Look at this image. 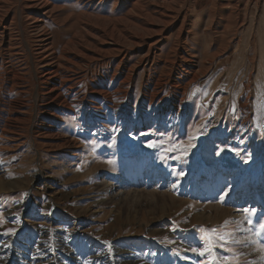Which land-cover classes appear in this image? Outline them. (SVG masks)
Here are the masks:
<instances>
[{"label": "rangeland", "instance_id": "obj_1", "mask_svg": "<svg viewBox=\"0 0 264 264\" xmlns=\"http://www.w3.org/2000/svg\"><path fill=\"white\" fill-rule=\"evenodd\" d=\"M31 1L0 0V24L14 37L11 48L0 44V63L22 55L35 80L37 24L58 48L74 38L71 53L110 47L116 53L92 67L118 66L126 115L107 106L113 93L86 107L88 86L105 85L97 77L82 84L81 117L57 126L29 95L21 146L0 132V264H264L252 242L264 236L238 230L264 220V0H46L44 16ZM109 21L119 41L105 47ZM65 138L75 153L60 146ZM181 145L186 153L171 150ZM244 209L256 210L251 226ZM213 228L235 242L206 243Z\"/></svg>", "mask_w": 264, "mask_h": 264}, {"label": "bare ground", "instance_id": "obj_2", "mask_svg": "<svg viewBox=\"0 0 264 264\" xmlns=\"http://www.w3.org/2000/svg\"><path fill=\"white\" fill-rule=\"evenodd\" d=\"M5 1H7V0H5ZM81 1H83V3H85L83 5L86 7H89L91 4L93 5V3H94V0H86V2H84L85 0H81ZM29 3L30 4H29L28 8L32 9L35 13L40 14L41 16L42 15L44 16L50 12V10H48L50 8L49 3L46 0H33ZM19 5H20V3H19ZM5 6H6V4H5ZM17 8H19V7H17ZM46 10H48V11H46ZM44 11H46V12H44ZM42 12H44V13H42ZM161 14H163V13H161ZM145 17L147 18V16H145ZM21 20H22V18H21ZM38 22H41V21L37 20V19L34 21V23H38ZM108 24H109L108 26L110 27L109 28L110 31L108 32L109 35H105L104 38H102L100 40L101 41L100 44L105 46L106 41H111L114 46H117L119 40L116 41L117 38L113 37L114 36L113 34H116L115 23H113L112 21H109ZM41 25L42 24L33 25L34 26V32H36L38 30L40 31V34L38 36L39 37L38 42H39V50L41 51L39 58H41V59H40L39 63L38 62L35 63V61H34L35 58L33 56L32 50L30 51L29 48L27 49V50H29L28 52L31 53L30 60H31L32 65H33V73L35 76V80L26 79V76H28V72L23 73L24 70L20 66L23 62L21 64H19V62L21 61L20 60L21 57H23L22 55L19 56L18 54H13V53L9 54L10 57H14L15 55H18L16 57H14V59L10 60V62H9L10 68L6 67V65H4L6 63H3V61L0 63V112H1L0 121L4 123L2 128H0V132H1V137L2 136L4 137V140H6L7 144H10V145L12 144L11 146L14 148H18L19 146H21L20 145V140H21L20 132H21V128H22L21 127L22 118L27 113L26 111L29 108H33L32 107L33 104H30V105L27 104L28 100H29L28 99L29 95H30V97L32 95L34 96V97H32V99L34 101L35 107L37 108V109H34V110H36V113H38V111H39L41 115H45L46 117L51 118L52 120L55 121L53 126H57V123H59V124L65 123V121L62 120V118H61L63 116H69L70 115L72 117H75V119L79 118V116L82 113L81 111H79L80 109H78L79 107L81 108L80 103H82V101H83L82 84H85L87 82V80H89L90 83H94L95 82L94 78L97 77L96 79H101V81L103 83H105V85L104 86L100 85L99 87L88 86V88H87L88 94L91 96H94L95 99H92V100L89 99L87 101V103L85 104L86 107L90 111L91 110L93 111L94 107H96L94 105H98V102L96 101L98 98L103 97L102 99H104L106 97V95L108 96L109 94L113 93V95H115V98H113L110 101L108 100L109 104L107 106L109 107V109L114 111V112H120L123 114L126 111L125 105L124 106L121 105L122 106L121 107V106H118L119 104L117 103L118 102L117 101L118 95L121 96V98H122L123 94H124L122 91H125V90L121 89L122 88L121 85L124 86V82L126 83V81L123 82L120 80V75H118V73H119L118 66H115V67L110 66L107 68L106 66H108V64L102 63L101 65H97L98 66L97 69L95 67H92L94 64L98 63L100 61V59L104 58L105 56H108V58H109V56L115 54L116 50L114 51V49H112V48L110 49V47H109L107 49H103V48L101 50L98 49V51H97L98 53H95L93 55L88 54L89 51H87L85 53H83V52L82 53H79V52L71 53L72 51L69 49V47L73 43L74 38L71 39V37H70L68 40H66L62 44L61 48H58V46L55 45L53 42V37L51 36L52 34ZM18 32H19V28H18ZM21 33L23 35L22 30H21ZM138 36H140V35H138ZM18 37H20V36H18ZM13 38L14 37L12 36V33L10 32V28L2 26V24H0V44L3 43L4 40H6L8 46L11 48L12 45H14V44H12L14 41ZM24 41H25V39H24ZM83 42H85V44H87L86 41H83ZM22 44H23V42H22ZM133 44L135 45L136 43H133ZM77 45H78V43H77ZM26 46H27V44H26ZM13 49H15V48H13ZM81 51H83V50H81ZM31 62H30V65H31ZM37 64H41L40 70H37L38 68L36 69ZM111 71H112V73H110ZM128 78L126 77V79H128ZM6 95L11 97V100L8 101V103L7 102L4 103V101H2L3 99L1 100V97L6 96ZM151 96H153V95H151ZM151 98L150 99L153 100V97H151ZM124 99H126V98H124ZM124 99L122 98V100H124ZM121 103H123V102H121ZM109 113H112V112L109 111ZM3 114H6L5 118L3 117ZM124 115H126V114H124ZM53 126L50 128V131L54 129ZM55 130H57L56 127H55ZM6 136H9L8 140L5 138ZM60 141H61V144H60L61 147H66L67 149H69L67 155H70V154H73L76 152V146L75 145L77 142L75 143L74 140H72V139L70 140V139H66V138L63 140H60ZM202 168H204V163L202 164ZM221 170L223 171V174L226 177H232L234 175V172H235V169L231 166H228V165L222 166ZM3 191H5L6 193L12 192V189L11 188L3 189ZM0 248H2V247H0ZM80 252L81 251L75 250L72 254L73 255H78V254L83 255V254H80ZM34 254H37V250L32 252L30 255H34ZM37 256H39V255L37 254ZM95 257H97V256H95ZM89 258H91V257H89Z\"/></svg>", "mask_w": 264, "mask_h": 264}, {"label": "snow or ice", "instance_id": "obj_3", "mask_svg": "<svg viewBox=\"0 0 264 264\" xmlns=\"http://www.w3.org/2000/svg\"><path fill=\"white\" fill-rule=\"evenodd\" d=\"M190 139H194V137H190ZM156 146L155 145V142H149L148 144V147H154ZM188 147H191V145L189 144ZM171 150L173 151H176V150H181L183 152H187L188 148L187 147H183L182 145L181 146H174ZM221 199H223V197H221ZM246 214V222L248 225H252L253 224V220L251 218L252 215H255L256 213V210L255 209H244L243 210ZM229 223H232L231 221H225L224 222V225H222L221 227H226ZM239 231H247V232H252L254 235H256L257 237H260V236H264V220H261V221H258L257 222V227L255 229H253L252 227H249L247 229H238ZM9 231H12V230H9ZM211 233H214L216 235L214 236H210L208 237V240L206 241V243H209V242H213L212 243V246L214 247L215 246V243H221V246H226L229 241H232L233 243L235 242L233 240V237H232V234H224V235H221L217 229L213 228V229H210V230H207ZM253 243H257L259 242L260 244V247H261V251H264V240H261V241H252ZM209 252H210V249H209ZM201 255H204V252L201 251L200 253ZM233 255H237L235 253H233ZM224 261H225V264H229V256H224Z\"/></svg>", "mask_w": 264, "mask_h": 264}, {"label": "crops", "instance_id": "obj_4", "mask_svg": "<svg viewBox=\"0 0 264 264\" xmlns=\"http://www.w3.org/2000/svg\"><path fill=\"white\" fill-rule=\"evenodd\" d=\"M224 74H225V77H226V71L224 72Z\"/></svg>", "mask_w": 264, "mask_h": 264}]
</instances>
